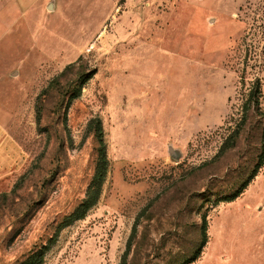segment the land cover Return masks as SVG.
<instances>
[{"label": "rangeland", "instance_id": "374dc122", "mask_svg": "<svg viewBox=\"0 0 264 264\" xmlns=\"http://www.w3.org/2000/svg\"><path fill=\"white\" fill-rule=\"evenodd\" d=\"M257 77L264 0H0V264H264Z\"/></svg>", "mask_w": 264, "mask_h": 264}, {"label": "trees", "instance_id": "16d2710c", "mask_svg": "<svg viewBox=\"0 0 264 264\" xmlns=\"http://www.w3.org/2000/svg\"><path fill=\"white\" fill-rule=\"evenodd\" d=\"M83 75L84 74H82L80 76V78L83 77ZM89 77H91V76L88 75L86 78H83V81H86L87 79H89ZM260 93H261V81H260V78L257 77L255 79V83L253 84V87H252V90L250 93L249 105H250V107H252L251 110L252 109L254 110L253 114L255 116H261L264 119V115H262L263 113L261 112V107H260V102H259ZM262 131H263V135H262L263 138L261 140V152L258 156L257 162L254 165V168H253L251 175L244 181L243 185L239 189H237V191L235 193L231 194L230 196H227L226 200L230 201V200L237 198L240 195V193L242 192V190L244 189V187L249 183L251 178L256 175L257 171L259 170V168L263 164V162H264V123H263ZM104 170H105V165H104V161H103L102 163H99V165L97 166L96 173H95V185H94V187H96L103 180ZM96 198H97V195H96V192L94 191L91 194L89 204H92L96 200ZM34 259L35 258H33L32 261H35Z\"/></svg>", "mask_w": 264, "mask_h": 264}]
</instances>
